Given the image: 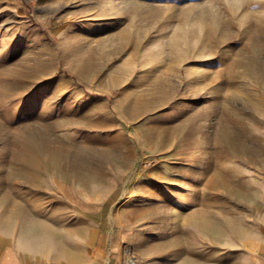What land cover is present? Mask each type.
<instances>
[{
  "label": "rangeland",
  "instance_id": "rangeland-1",
  "mask_svg": "<svg viewBox=\"0 0 264 264\" xmlns=\"http://www.w3.org/2000/svg\"><path fill=\"white\" fill-rule=\"evenodd\" d=\"M263 155L264 0H0V206L36 203L0 235L56 233L46 263L235 264Z\"/></svg>",
  "mask_w": 264,
  "mask_h": 264
},
{
  "label": "crops",
  "instance_id": "crops-1",
  "mask_svg": "<svg viewBox=\"0 0 264 264\" xmlns=\"http://www.w3.org/2000/svg\"><path fill=\"white\" fill-rule=\"evenodd\" d=\"M26 154V155H25ZM24 158L21 156L19 161L22 162L21 168L25 172L28 170V155L25 153ZM32 158H39L36 153H32ZM39 166L35 169L38 172ZM34 170V171H35ZM36 176H38L36 174ZM241 180V186L243 188V194L240 199L237 198L236 191L234 196L230 198L233 205H230L229 209V221L232 224L237 225L234 236V262L235 264H264V155L262 156L260 163L246 164V169ZM236 179L234 182L236 183ZM213 185L212 187V198L203 200L202 211L198 212V224H222L221 210L222 206L220 203V194ZM12 192H14L12 190ZM239 200V201H238ZM241 206L237 207V203ZM36 203H30L28 201H14L7 200L0 208H5L4 213L6 219L18 218L20 215L21 224H27L29 219V208H34ZM234 207V208H233ZM38 208V207H37ZM238 208V209H237ZM45 209V208H44ZM52 209H55L54 207ZM17 210H21L18 212ZM54 218L55 210L49 212ZM6 220L7 223H10ZM27 220V221H26ZM52 224L53 229L57 223L55 220L46 222ZM213 228V236H219V234ZM27 229V228H26ZM24 236L22 232L21 236L10 234L7 236L0 235V264H50L46 263V257L51 256L50 250L46 246L45 242L49 240H57L54 236ZM33 235V233H32ZM117 238H114L113 245L116 243ZM204 240V238H203ZM116 250L113 248L112 253ZM204 252V251H203ZM71 255V254H70ZM83 264H109L102 260L86 261ZM112 264H117L113 262ZM199 264V263H198ZM202 264V263H200Z\"/></svg>",
  "mask_w": 264,
  "mask_h": 264
},
{
  "label": "bare ground",
  "instance_id": "bare-ground-1",
  "mask_svg": "<svg viewBox=\"0 0 264 264\" xmlns=\"http://www.w3.org/2000/svg\"><path fill=\"white\" fill-rule=\"evenodd\" d=\"M203 10H204V9H203ZM77 75H78V74H77ZM148 105H149V104H148ZM144 107H145V106H144ZM140 108L142 109V107H140ZM145 108H146V107H145ZM144 110H145V109H144ZM34 138H35V137H34ZM37 139H38V138H37ZM33 141H34V140H33ZM33 141H32V142H33ZM51 145H52V144H51ZM42 147H43V146H42ZM63 151H64V150H63ZM48 152H49V153H51V152L54 153V151H52L51 149H48ZM27 153H28V152H27ZM31 153H32V152H31ZM63 153H66V151L63 152ZM25 155H26V154H25ZM49 155H50V154H49ZM57 155L60 156V160H61V159L63 158V155H64V154H62V153L60 152V149H58V151H57ZM30 156H31V155H30ZM55 157H56V156H55ZM49 162H50V161H49ZM52 164H53V163H52ZM64 167H65V164H61V165H60V168H61V169H64Z\"/></svg>",
  "mask_w": 264,
  "mask_h": 264
}]
</instances>
